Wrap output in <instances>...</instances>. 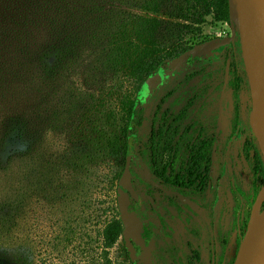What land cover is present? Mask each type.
<instances>
[{
	"label": "trees",
	"instance_id": "trees-1",
	"mask_svg": "<svg viewBox=\"0 0 264 264\" xmlns=\"http://www.w3.org/2000/svg\"><path fill=\"white\" fill-rule=\"evenodd\" d=\"M208 17L230 23L228 0H0V182L16 168L31 172L43 144L51 154L40 175L62 192L58 198L68 213L55 239L79 241L80 255L92 254L89 264H115L110 252L123 237L117 190L131 125L146 120L138 94L149 77L189 50L187 39L203 34ZM221 57L231 62L238 114L246 80L231 49ZM37 109L44 115L40 142ZM154 125L152 148L158 156L164 129ZM187 132L184 128L169 162L171 171L179 163L192 173L201 163L195 159L189 168L186 155L194 146ZM253 141L264 183L256 134ZM154 173L160 176L158 169ZM176 177L169 172L167 183ZM14 206L0 203V227L8 232L13 228L6 225L16 223ZM136 208L132 203L129 211Z\"/></svg>",
	"mask_w": 264,
	"mask_h": 264
},
{
	"label": "rangeland",
	"instance_id": "rangeland-1",
	"mask_svg": "<svg viewBox=\"0 0 264 264\" xmlns=\"http://www.w3.org/2000/svg\"><path fill=\"white\" fill-rule=\"evenodd\" d=\"M231 36L230 24L208 17L203 34L187 39L189 49L203 47L178 66L170 65L159 71L143 94L146 121L136 128L131 164L132 181L143 201H147L146 191L159 185L153 176V170L160 166L159 160L174 155V151L164 152V146L173 147L181 135L175 130L185 125L193 132L195 153L206 149L200 173L212 167L213 192L211 195L198 194L195 185L184 190L179 193L180 206L176 211L165 208L163 196L155 191L157 208L146 218L138 211L133 214L137 221L152 230L149 247L146 250L137 247L138 264H234L236 261L253 205L264 186L252 156L255 145L252 117L256 106L264 100L258 82L255 80L259 95L250 85L252 72L241 34H237L233 42L225 41ZM226 48L232 50L238 73L246 80L238 95V114L231 68L225 83L227 64L221 55ZM36 106H40L39 101ZM159 108L167 113L166 124L160 120ZM42 117L44 115L37 109L34 116L37 142L45 138L41 133ZM178 117L182 121H178ZM154 119V126L159 128L172 125L158 143V156L152 148L157 145L152 140ZM44 143L47 147V139ZM214 143L217 152L212 166ZM43 147L41 143L37 146V163L31 165V172L16 168L0 182V203L15 204L16 221L11 226L6 225L13 228L9 232L0 227V264H89L92 254L89 257L80 255L79 241L70 244L62 237L55 239L61 235L59 226L68 213L58 198L62 192L51 189L40 175L44 172L43 163L50 160L51 154ZM95 196H100L98 189ZM215 203L219 205L220 218L214 226H208ZM93 230L91 228V236L95 234ZM217 236L227 237L228 243L225 258L220 261H216L211 250V240ZM125 251L121 239L110 252L115 264L129 263L130 256Z\"/></svg>",
	"mask_w": 264,
	"mask_h": 264
},
{
	"label": "water",
	"instance_id": "water-1",
	"mask_svg": "<svg viewBox=\"0 0 264 264\" xmlns=\"http://www.w3.org/2000/svg\"><path fill=\"white\" fill-rule=\"evenodd\" d=\"M232 36L228 42H233L236 27L241 34L243 46L247 55V64L251 70L249 76L252 89H259L255 84L256 72L264 75V0H228ZM199 47L185 53L182 58L174 60L171 65L178 66L186 61L187 56L197 52ZM230 75V61L227 62L225 83ZM154 77H149L138 94L137 103L143 101V94ZM257 99V98H256ZM256 104L254 105L255 109ZM132 135L128 141V153L123 175L118 184L117 199L120 219L124 226L123 238L131 260L136 262V249L133 242L143 246L141 238L142 224L129 212L131 199L143 207L141 199L132 184L131 164L135 154L136 124L131 125ZM263 153V151H262ZM264 155V153H263ZM234 264H264V186L259 191L253 205L250 221Z\"/></svg>",
	"mask_w": 264,
	"mask_h": 264
},
{
	"label": "flooded vegetation",
	"instance_id": "flooded-vegetation-1",
	"mask_svg": "<svg viewBox=\"0 0 264 264\" xmlns=\"http://www.w3.org/2000/svg\"><path fill=\"white\" fill-rule=\"evenodd\" d=\"M228 24H230V23H228ZM230 26H231V24H230ZM236 35H237V32H236ZM201 47H203V45L199 46V50ZM195 48H197V47H195ZM195 48L189 49L185 53H187L190 50H193ZM185 53H183L179 58H181ZM179 58H177V59H179ZM228 61H230V60H228ZM171 63L169 64V66L171 65ZM230 68H231V64H230ZM161 70H166V69H161ZM161 70H159V71H161ZM155 76H151V77H155ZM142 102H140V103H142ZM142 105H143V103H142ZM157 113H159L160 120H162L164 122V124H166L165 122H167V113L163 112L160 108L157 110ZM144 116H145V109H144ZM145 119H146V117H145ZM179 120H181L180 117H178V121ZM153 124H155V119L153 121ZM170 126H172V125H170ZM170 126H164V127H166V129L164 127H161L162 129H164V135L162 136V139L167 135L168 131L171 129ZM137 127L138 126L136 125V128ZM184 128L188 129V132L186 133L185 136L188 135L192 139V133L193 132H192L190 127L185 125V126L179 127L177 130H175L176 134H178V133L181 134L178 138V141H179L181 136H184V134H183ZM178 141L175 142L173 147L169 146V148H171V151L168 149V147L164 146V150H163L164 152L172 153L174 151V155L169 159L167 158V160H164V159L159 160L160 166L157 167V169L159 171V175H160L159 177H157L154 173L155 170H157V169L153 170V176L155 177V180H157L159 185L156 187L153 186L152 189H148L146 191V199H147L146 202L143 201L142 197L139 195L137 188L134 186V183L132 181L133 188H134L135 192L137 193V195L139 196V198L141 199L143 207H141L140 204L138 202H136L134 199H131L130 206L132 203H135L137 206V208L134 209V211H132V212L129 211L131 214H134L135 212L138 211L143 218H146L150 213H152L157 208V203H156V200L154 198L156 195L155 191L159 192L163 196V199L165 201V204H164L165 208L174 209L176 211L179 210V206H180L179 205V199H180L179 193L183 192L184 190L191 188L194 185L196 187L195 191L198 194H205V192L209 195L212 194V192H213L212 167L206 168V169H204V172L202 174L200 173L201 165L203 163V160L205 159L206 149L200 151L199 153H195L196 146L194 145L193 140L191 141L193 146H194L193 153L191 156L189 154H187L186 159L192 161V163H189V165H190L189 168L191 166H193V162L195 159H200L201 163H199L197 169L192 173L186 172V171H184L183 166L181 164L176 163L175 166L173 167V170L171 171L172 167H171V164L169 162L172 160L173 157H175L177 155L178 148L176 147V145L178 144ZM165 148H167V149H165ZM216 152H217V145L214 143L212 157L210 160L211 161L210 165H212V166H213L214 161H215ZM169 172L172 173V176H174V177L177 176L176 179L174 180L173 184H168L166 181V177L169 176ZM130 206H129V208H130ZM212 208H213V214L214 215H213V218L209 220L208 226H212V225L214 226L216 223H218V220L220 218V213L218 215V211H219L218 210L219 209L218 203H215ZM141 224H142L141 238L143 240V246L133 242L134 247L136 249V257H137V252H138L137 247H140V248H143L146 250L149 247L150 242H151V238H152L151 228L148 225H144L143 223H141ZM122 240L124 241L123 237H122ZM124 243H125V241H124ZM227 246H228L227 237L217 236V238H213L211 240L212 255L214 258H216V261H220V260H223L225 258V255H226L227 250H228ZM125 247H126V244H125ZM126 251H127V253H129L127 248H126ZM129 256H130V253H129ZM129 258L131 260V257H129ZM131 262L133 264H138L137 259H136V262H133L132 260H131Z\"/></svg>",
	"mask_w": 264,
	"mask_h": 264
},
{
	"label": "bare ground",
	"instance_id": "bare-ground-1",
	"mask_svg": "<svg viewBox=\"0 0 264 264\" xmlns=\"http://www.w3.org/2000/svg\"><path fill=\"white\" fill-rule=\"evenodd\" d=\"M255 80L262 90L264 100V75L262 71L256 72ZM252 127L264 153V101L256 106L255 114L252 117Z\"/></svg>",
	"mask_w": 264,
	"mask_h": 264
}]
</instances>
